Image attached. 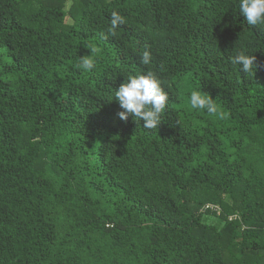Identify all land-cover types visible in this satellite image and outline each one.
Here are the masks:
<instances>
[{
    "label": "trees",
    "instance_id": "obj_1",
    "mask_svg": "<svg viewBox=\"0 0 264 264\" xmlns=\"http://www.w3.org/2000/svg\"><path fill=\"white\" fill-rule=\"evenodd\" d=\"M148 71L156 130L115 98ZM0 264H264V25L240 0H0Z\"/></svg>",
    "mask_w": 264,
    "mask_h": 264
},
{
    "label": "clouds",
    "instance_id": "obj_2",
    "mask_svg": "<svg viewBox=\"0 0 264 264\" xmlns=\"http://www.w3.org/2000/svg\"><path fill=\"white\" fill-rule=\"evenodd\" d=\"M240 12L249 25H264V0H240ZM125 23V18L119 12L113 11L110 26L106 33H101V38L107 40L109 36H115L116 29ZM89 49L91 54L81 57L80 63L77 65L85 72H91L96 68V57L102 52V49L97 46H89ZM141 62L144 65L151 63L149 51L143 52ZM231 63L240 65V70L243 73H250L253 76L259 67L257 58L254 55H246L243 51L232 57ZM162 83L153 71L129 77L127 82L120 85L115 94L120 107L124 110L118 113L119 118L127 121L131 115L136 120H142L145 129H158L169 101V95L162 88ZM190 106L193 110H206L209 116L219 120L230 118V113L223 111L209 94L201 90L191 92Z\"/></svg>",
    "mask_w": 264,
    "mask_h": 264
},
{
    "label": "built area",
    "instance_id": "obj_3",
    "mask_svg": "<svg viewBox=\"0 0 264 264\" xmlns=\"http://www.w3.org/2000/svg\"><path fill=\"white\" fill-rule=\"evenodd\" d=\"M206 207H211L213 209H217L216 207L212 206V205H207Z\"/></svg>",
    "mask_w": 264,
    "mask_h": 264
},
{
    "label": "rangeland",
    "instance_id": "obj_4",
    "mask_svg": "<svg viewBox=\"0 0 264 264\" xmlns=\"http://www.w3.org/2000/svg\"><path fill=\"white\" fill-rule=\"evenodd\" d=\"M67 20L69 21V18Z\"/></svg>",
    "mask_w": 264,
    "mask_h": 264
}]
</instances>
